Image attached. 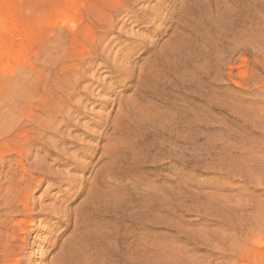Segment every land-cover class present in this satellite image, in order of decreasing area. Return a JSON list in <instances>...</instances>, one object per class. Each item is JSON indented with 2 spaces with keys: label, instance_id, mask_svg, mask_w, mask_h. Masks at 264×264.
I'll use <instances>...</instances> for the list:
<instances>
[{
  "label": "rangeland",
  "instance_id": "rangeland-1",
  "mask_svg": "<svg viewBox=\"0 0 264 264\" xmlns=\"http://www.w3.org/2000/svg\"><path fill=\"white\" fill-rule=\"evenodd\" d=\"M92 3L0 0V103L15 96L12 84L24 70L40 77L35 95L46 97L47 41L80 37V29L90 23ZM170 4L139 0L131 15L117 16L107 34L104 56L109 53V58H93L81 67L70 99L80 104L70 118L57 117V130H41L42 137L32 141L33 156L75 181L67 179L47 191L41 183L32 191L37 204L72 209L83 198L79 191L92 167L80 169L92 153L96 163L106 122L117 102L135 90L128 78L114 82L120 73L116 69L129 63L138 67L164 45ZM150 12L156 20H140ZM243 13L264 24V0H210L202 18L185 32L187 49L174 68L177 74L170 76L173 82L160 84L149 96L154 120L149 135L140 149L132 143L126 151L130 161L135 159L126 175L132 179L123 180L117 199L98 220L99 241L85 264H115L126 241L141 245V256L132 264H264V46L238 49L234 43L230 20L242 30ZM143 196L156 200L149 213ZM52 221H36L28 236L33 264L51 257L56 249L49 247L69 233Z\"/></svg>",
  "mask_w": 264,
  "mask_h": 264
},
{
  "label": "bare ground",
  "instance_id": "bare-ground-1",
  "mask_svg": "<svg viewBox=\"0 0 264 264\" xmlns=\"http://www.w3.org/2000/svg\"><path fill=\"white\" fill-rule=\"evenodd\" d=\"M138 1L93 0L90 6V23L80 29V37L63 35L56 39L50 38L48 43L46 42L44 59L49 65L46 67V97L39 98L40 96L35 95L34 90L36 86L39 87L40 77L24 70L20 71L19 78L12 84L15 96L5 98V101L0 103V264H33L32 254L28 251V236L34 230L36 221L39 224L54 220L52 223L58 224L57 229L69 231L60 243L49 247L56 251L41 264H85L91 246L99 241L101 225L98 220L117 199L116 193L122 190V182L127 180L126 175L135 161L128 159L126 151L132 148V143L138 148L142 146L144 138L149 135L147 132H150L149 129L153 126L154 120L149 113L148 103L152 89L158 88L160 84L173 82L170 76L177 74L174 68L180 63L184 49H187L188 37L185 32L190 29L193 21L202 18L206 3L210 0H171L170 9L168 8L170 23L167 26L170 33L164 45L153 51L138 67L130 63L117 67L116 70L120 73L115 75L114 82L121 84L128 78L135 83L132 84L135 90L131 96L117 102L115 113L109 122H106L105 127L107 125L108 128L100 138V141L104 142L96 163L92 164V153L88 165L81 167V171L87 167L92 169L83 182V189L81 186L77 189H81L79 193L84 194L77 206L69 209L67 205V208L65 205L54 206L50 201L47 204L36 203L32 191L41 183H46L47 191L67 179L75 181V177L58 174L45 166V162L35 154L33 156L32 141L42 137L41 130H57L58 116L64 119L71 117V113L81 101H70L71 94L75 92V83L78 82L77 76H82L81 67L90 64L93 58H109V53L104 56L107 34L114 27L117 16L122 13L131 15L133 6ZM147 14L142 15L140 20L148 23L156 20L154 13L150 12L149 17ZM249 14L243 13L241 16L245 20L242 30H236L235 24L230 20L232 38L238 49H248L256 43L258 46H264L263 20L261 19L262 24H259V20L255 21L258 17ZM157 33L152 31V34ZM141 47V52H145L147 47ZM137 180L143 181L141 178ZM143 201L145 213H149L157 205L156 200L147 196ZM124 245V250L116 252L115 264L120 261L126 264L137 263L136 260L141 256L138 247L141 245L136 244L134 247L129 241Z\"/></svg>",
  "mask_w": 264,
  "mask_h": 264
}]
</instances>
